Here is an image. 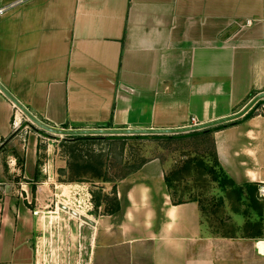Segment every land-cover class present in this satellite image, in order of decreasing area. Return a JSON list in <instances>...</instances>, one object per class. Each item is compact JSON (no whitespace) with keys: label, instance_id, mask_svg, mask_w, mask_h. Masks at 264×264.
Masks as SVG:
<instances>
[{"label":"crops","instance_id":"crops-1","mask_svg":"<svg viewBox=\"0 0 264 264\" xmlns=\"http://www.w3.org/2000/svg\"><path fill=\"white\" fill-rule=\"evenodd\" d=\"M0 8V84L54 128L187 127L233 115L264 92V0H0ZM196 131L210 133L235 184L264 185V98ZM153 135L166 134L114 140ZM41 136L0 90V264H35L40 207L23 195L36 183ZM116 198L119 210L97 223L106 258L120 247L125 254L112 257L130 264H264V228L205 230L197 200L172 202L158 159L124 175Z\"/></svg>","mask_w":264,"mask_h":264},{"label":"rangeland","instance_id":"rangeland-1","mask_svg":"<svg viewBox=\"0 0 264 264\" xmlns=\"http://www.w3.org/2000/svg\"><path fill=\"white\" fill-rule=\"evenodd\" d=\"M41 132L36 183H29L33 196L31 191L23 195L32 200L30 205L40 207L33 238L35 264H130L128 259L116 257L125 254L120 247H109V258L103 256L106 248L97 241V223L114 206L116 183L152 159L162 162L166 176L175 172L173 200L199 202L205 230L242 234L247 220H257L246 188L237 198L196 163L219 171L210 133L192 131L121 141L114 139L125 136L75 135L69 140L70 136ZM16 150L21 152V145ZM15 181L27 182L21 177ZM37 186L42 189L35 194ZM110 250L118 253L112 257Z\"/></svg>","mask_w":264,"mask_h":264},{"label":"water","instance_id":"water-1","mask_svg":"<svg viewBox=\"0 0 264 264\" xmlns=\"http://www.w3.org/2000/svg\"><path fill=\"white\" fill-rule=\"evenodd\" d=\"M0 90L13 102V104L19 109L33 124L35 127L59 136H75V135H120V134H178L185 132H192L196 130H201L204 128H208L210 126L218 125L223 122L234 120L244 113H246L256 102H258L261 98H264V92L257 94L254 96L251 101L239 112L217 119L215 121H210L207 123H202L193 126L187 127H179V128H168V129H117V128H95V129H58L51 127L39 119H37L34 115H32L19 101H17L1 84Z\"/></svg>","mask_w":264,"mask_h":264},{"label":"trees","instance_id":"trees-1","mask_svg":"<svg viewBox=\"0 0 264 264\" xmlns=\"http://www.w3.org/2000/svg\"><path fill=\"white\" fill-rule=\"evenodd\" d=\"M30 124V123H29ZM32 126V125H31ZM18 131V130H17ZM16 131L13 132L12 135L15 134ZM77 136V135H76ZM213 159L215 163L219 167V171H215L214 167L207 165L205 163H201V161H198L196 163L202 164L204 167H206V170L214 175V180H217L220 187L224 189L225 191L230 190L231 193H235L237 195V198H240L242 196V190L243 188H246L247 190V198L249 201V205L252 209V211L258 216V219L255 221L247 220L246 223L242 227V234L245 236H260L262 234V228H264V201H260L259 197L257 196V187L252 185H237L235 184L232 179H230L224 171L219 166V163L213 156ZM175 175V172L173 171L169 176L165 175V183L169 189V192L171 194L172 202L175 203H181L184 201H175L172 197V188L174 186L173 177ZM34 186H32L33 188ZM116 197V192H115ZM200 206V204H199ZM119 210V201L117 198L114 199V206L112 209H110L107 214H113ZM238 230V228H236Z\"/></svg>","mask_w":264,"mask_h":264},{"label":"built area","instance_id":"built-area-1","mask_svg":"<svg viewBox=\"0 0 264 264\" xmlns=\"http://www.w3.org/2000/svg\"><path fill=\"white\" fill-rule=\"evenodd\" d=\"M2 12V9L0 8V13ZM193 125H196V122H195V119H191V123L188 124L187 126H193ZM21 126V121L17 120L16 118L13 119V122H12V127H13V130L14 131H17L19 130ZM257 195L259 198H264V185H261L258 187L257 189Z\"/></svg>","mask_w":264,"mask_h":264},{"label":"flooded vegetation","instance_id":"flooded-vegetation-1","mask_svg":"<svg viewBox=\"0 0 264 264\" xmlns=\"http://www.w3.org/2000/svg\"><path fill=\"white\" fill-rule=\"evenodd\" d=\"M28 120V119H27ZM29 121V120H28ZM29 123H30V121H29ZM31 124V123H30ZM32 126H33V124H31ZM37 128V127H36ZM37 129H39V128H37ZM41 130V129H40Z\"/></svg>","mask_w":264,"mask_h":264}]
</instances>
